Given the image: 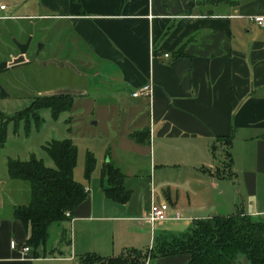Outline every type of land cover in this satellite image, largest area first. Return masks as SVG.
<instances>
[{
    "label": "crops",
    "instance_id": "crops-1",
    "mask_svg": "<svg viewBox=\"0 0 264 264\" xmlns=\"http://www.w3.org/2000/svg\"><path fill=\"white\" fill-rule=\"evenodd\" d=\"M208 1L220 3L0 0L6 6L0 19V99L16 97L8 90L27 80L40 84L37 97L68 95L73 101L100 96L91 81H117L108 93L115 106L149 87L151 95L133 97L140 101L132 109L137 127L126 133L121 148L147 156L152 172L147 189H129L124 178L131 194L126 203L106 196L100 173L84 186L87 198L71 220L51 225L45 244L23 256L19 248L29 234L14 210L30 203L31 185L11 179L12 158L3 157L0 264H75L87 253L103 258L131 249L145 253L214 216L241 213L264 221V29L252 21L264 16V0H226L223 12H204L201 5ZM48 40L56 45L44 54ZM73 42L79 47L69 58ZM76 56L82 67H74ZM59 80L64 87H57ZM144 131L147 138L137 142L133 136ZM113 160L102 168L109 162L121 171ZM228 162L232 170L225 172ZM152 199L169 205L167 219L153 226L141 220ZM189 260L180 254L146 264Z\"/></svg>",
    "mask_w": 264,
    "mask_h": 264
},
{
    "label": "trees",
    "instance_id": "trees-1",
    "mask_svg": "<svg viewBox=\"0 0 264 264\" xmlns=\"http://www.w3.org/2000/svg\"><path fill=\"white\" fill-rule=\"evenodd\" d=\"M73 105V97L68 95L36 97L29 108L15 116L6 118L0 115L3 122L0 125V146L5 144L10 123L17 129L25 121L28 129L30 118L37 126L40 123L39 111L49 110L53 119L58 120L64 112H71ZM133 138L140 142L147 138V134L144 131ZM225 143L229 145L230 141ZM43 148L52 159L53 168L35 156L28 161L9 159L7 163L11 179L27 181L31 185L30 203L16 207L14 215L29 234L26 246L35 250L45 244L49 227L71 220L75 210L87 198L85 187L74 179L78 150L73 142L70 139L51 141ZM227 157L231 162L230 154ZM230 162L224 163L225 172L232 170ZM95 165L93 154L88 153L84 172L87 181L91 179ZM101 178L106 185V196L121 203L130 199L131 194L123 186L125 177L112 163L104 165ZM164 241L157 242L145 253L131 249L114 258L87 253L80 255L75 264H146L149 259L180 254L190 256L188 264H237L239 255L250 264H264V221H254L241 213L196 221L184 234L172 235Z\"/></svg>",
    "mask_w": 264,
    "mask_h": 264
},
{
    "label": "rangeland",
    "instance_id": "rangeland-1",
    "mask_svg": "<svg viewBox=\"0 0 264 264\" xmlns=\"http://www.w3.org/2000/svg\"><path fill=\"white\" fill-rule=\"evenodd\" d=\"M219 1L220 3L217 6L216 4H210L209 1L205 2L201 5V9L204 12L210 10L223 12L228 4H226V0ZM46 43L47 46L43 53H53V47L56 43L50 40ZM76 47H79L76 42H73L71 46L69 44L67 56H69V53L77 51ZM80 60L82 59L78 58V56L73 58L74 67H82L83 64L79 62ZM91 82L95 85H92L94 86V91L100 92V96L91 101L74 99L72 111L70 113L64 112L58 120L53 119L49 110H41L39 111L40 123L38 126L32 118L29 120L28 129L25 121L21 122L17 129L13 126V123H10L7 127L5 144L0 146V157H2V159L0 158V163L1 160L3 162V157L5 156L20 161H26L30 156H35L37 159L42 160L47 167L53 168L54 163L43 147L53 140L70 139L78 150L74 179L79 184L87 187L88 182L91 180L100 179L102 163L109 159H114L116 163H121L120 168L125 174V185L127 188L137 189L136 187H138L140 189L141 187L142 189H147L150 176L152 175L149 158L147 156L139 158L131 152H125V149L121 148L128 142L125 139L126 133L132 132L137 127L135 123L132 124L134 117L137 115L132 109L134 105L140 102L139 99H134L131 93L124 99L122 105L117 103L115 106L116 101H113L108 93L111 90H115L118 82H102L100 80ZM58 83V88L64 87V82L59 80ZM39 87L40 84L35 83L33 80H27L26 84L18 83L16 87L12 86L8 93L16 95V97L0 99V115L11 118L16 113L29 108L33 98L37 97L36 92ZM93 93L90 92L87 98L93 97L91 96L94 95ZM134 110L136 109L134 108ZM2 123L0 118V125ZM88 153L93 154L96 160V165L89 181L86 180L84 173ZM129 162L137 166H132L130 169ZM138 180H143L144 182H137ZM52 233H55L54 230ZM57 238L58 235L55 234L53 239ZM236 261L237 264H250L243 255H239Z\"/></svg>",
    "mask_w": 264,
    "mask_h": 264
},
{
    "label": "built area",
    "instance_id": "built-area-1",
    "mask_svg": "<svg viewBox=\"0 0 264 264\" xmlns=\"http://www.w3.org/2000/svg\"><path fill=\"white\" fill-rule=\"evenodd\" d=\"M6 9L5 5H0V19H3L2 12ZM252 21L258 25L260 28L264 29V16H255L252 18ZM165 57H168L167 55ZM151 95V88L145 87L141 90L132 93L134 98H139L142 96H149ZM169 211V205L166 202L157 203L154 199H152L150 211L147 214H144L141 217V220L151 226L156 224L157 222L164 221L167 219V214ZM12 249H18V246L15 242L11 243ZM19 251L23 256H26L30 251L31 248L24 246L19 248Z\"/></svg>",
    "mask_w": 264,
    "mask_h": 264
}]
</instances>
